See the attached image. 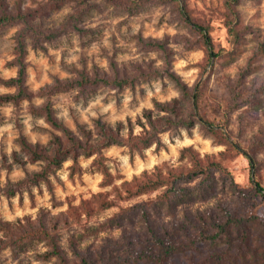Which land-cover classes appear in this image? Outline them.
<instances>
[{"label":"rangeland","instance_id":"obj_1","mask_svg":"<svg viewBox=\"0 0 264 264\" xmlns=\"http://www.w3.org/2000/svg\"><path fill=\"white\" fill-rule=\"evenodd\" d=\"M46 2L0 0V5L37 10ZM229 6L238 12L242 32L236 46L226 28L227 20H232ZM186 15L192 23L186 21ZM32 23L49 31L63 30L66 24L69 28L53 41L40 43V47L30 36L25 38V87L32 97L0 104V223L8 222L17 227L15 230L25 227L28 231L27 220L56 218L60 249L72 261L69 242L73 238L80 247L89 248L106 238L139 233L142 223L131 213L125 214L118 225H102L136 204L152 202L157 209L152 213L156 224L217 206L264 218V200L251 181L253 169L264 188V54H256L258 44L264 42V0H239L237 5H232L231 0H181L180 5L177 0H149L136 11L125 9L124 3L117 0H90L86 9L65 3L55 10L38 11ZM19 28H0V95L16 93L14 87L3 82L17 74L13 62L17 59L15 38ZM204 32L214 50L221 48L226 56L209 61V41ZM152 42L162 44V52L152 49ZM169 74L186 85L189 94L197 86L202 88V115L241 152L197 124L162 133L160 145H152L134 157L125 146L104 149L103 170L108 176L93 164L95 156L79 158L81 170L76 173L72 171L73 161L68 159L50 174L49 184L20 187L9 195V189L15 191L17 182L40 172L44 164L27 158L21 150V138L47 147L56 135H63L41 114L42 106L51 102L56 120L73 133H77L79 125L85 131H94L95 121L101 120L113 127L121 125L124 135L131 122L138 134L142 128L137 121L145 111L155 112L157 102L181 96ZM74 78L82 79L84 86L51 94L56 81ZM99 78L109 82L129 79L133 85L97 83ZM181 109L189 112L190 104L184 103ZM188 148L200 158L209 156V163H219L211 166L212 186L206 200L183 198L176 211L169 212L156 203L165 187L131 199L126 197L124 187L142 176H153L158 171L163 175L190 171L193 166L185 152ZM243 152L253 156V168ZM195 184L196 181L188 186ZM103 202H112L113 206L102 209ZM249 249L241 252L236 245L225 244L217 249L204 247L199 252L177 255L170 263L215 264L205 261L215 257L220 264H264V234H254ZM48 251L40 241L12 245L0 232V264H57L53 257L44 258Z\"/></svg>","mask_w":264,"mask_h":264},{"label":"trees","instance_id":"obj_2","mask_svg":"<svg viewBox=\"0 0 264 264\" xmlns=\"http://www.w3.org/2000/svg\"><path fill=\"white\" fill-rule=\"evenodd\" d=\"M89 1L47 0L46 6L40 4L36 8L37 10H31L23 5L14 6L12 9L8 8L5 4L0 5V28L7 25L20 27V32L15 38L17 59L13 62L17 67V74L15 77H11L3 82L5 86L14 87L16 93L0 95V104L11 103L18 99H30L32 97V94L25 87V64L23 60V56L26 53L25 38L30 36L37 44V47H40V43L53 41L60 33L67 31L69 28V25L66 24L67 27L61 28L63 30L59 31L40 29L39 26L32 23L33 16L38 11L41 13L44 10H55L65 3L86 9ZM117 1L123 2L125 9L136 11L149 0ZM177 2L179 5L181 4V0H177ZM238 3L239 0H231L232 5H237ZM234 8L230 6L228 8L230 9L229 12H231L229 13V18L232 17V20H227L226 28L232 45L236 46L242 39V32L239 26L238 12H235ZM186 17V21L192 23L190 17L187 15ZM72 20L74 21L73 18ZM70 25L75 29H79L78 25L73 24V22ZM195 27L199 28L198 26ZM204 36L209 41L206 42L207 50L209 61L213 63L215 60L223 57L225 51L221 48L214 50L207 32H204ZM150 43L149 46L152 49L162 52L164 48L162 44H158L157 42ZM40 49H44V46H41ZM256 54H264V42L258 44ZM169 76L174 79L173 81L179 87L181 96L166 103L157 102L155 104V112L153 110L145 111L137 121V124L142 128V131L138 134L134 133L131 122L128 123V134L124 135L121 125L118 124L113 127L101 120L95 121L94 131H85L79 125L77 133H73L59 124L53 114L51 102L46 103L41 107V114L53 127L60 130L63 135H56L47 147L32 144L21 138V150L27 158L32 163L41 162L44 164L40 172L27 175L25 179L17 182L15 191L9 189V195H13L20 187L29 188L41 182L49 184L50 174L54 173L68 159L73 161L72 171L76 173L81 170L79 158L95 156L93 164L99 167L100 171L104 174L103 176H108V172L103 170L102 153L104 149L110 146H125L131 157H134L141 155L152 145H160L162 133L177 128L190 129L197 124H201L208 133L219 138L220 141L229 144L238 152H241L239 146L229 141L224 132H219V128L202 115L200 108L202 88L197 86L195 91L189 94L186 85L178 81L172 74H169ZM160 77L162 76L160 75ZM95 81L119 87L133 85V82L129 79H114L109 82L99 78ZM80 86H84L82 79H67L65 82L56 81L51 86V94L62 90H74ZM184 103L190 104L189 112L184 113L182 111L181 106ZM185 152H187L192 162L193 167L190 171L188 170L182 174L169 171L166 175L158 171L153 176H142L141 179H135L131 186L124 187L123 191L126 193V197L131 199L165 187L156 203L164 205L163 207L169 212L176 211L177 206L183 203V198L189 199V201L195 199L206 200L210 194L211 166H219V163H209V156H206V159L200 158L190 148L186 149ZM243 154L253 168L255 162L253 156L245 152ZM195 181L196 184L193 187L188 186ZM251 181L256 193L264 200V188L258 182L253 169ZM193 191H196L195 195ZM190 192L192 193L190 194ZM189 194H193L194 196H190ZM86 205L85 203L82 207ZM112 206V202H103L101 204L102 209H109ZM156 210V206L152 202L136 204L122 209L119 214L114 215L102 224L116 223L118 225L124 219L123 216L125 214L131 213L133 217L138 218L142 223V230L137 234L123 233L118 238H106L89 248H82L76 239H71L69 249L73 257L72 261L66 258L60 249L56 232L58 228L56 218L44 219L39 217L35 222L27 220L28 231L25 230L24 224L19 225L24 227V229L15 230L17 227L11 223L1 222L0 232L7 243L12 245H22L33 241L44 242L49 249L44 258L53 257L56 259L57 264H171L170 261L175 256L180 254L185 255L187 252H199L204 247L217 249L224 244L229 247L236 245L239 251L244 252L243 250L247 248V252H249L252 236L258 233L264 234V218L249 212L231 211L225 207L217 206L208 210H197L193 214L185 213L179 220L156 224L152 221V213ZM86 215L89 216V214ZM16 232H18V236H15ZM205 261H215V264L221 263L215 257H213V260L205 258Z\"/></svg>","mask_w":264,"mask_h":264}]
</instances>
